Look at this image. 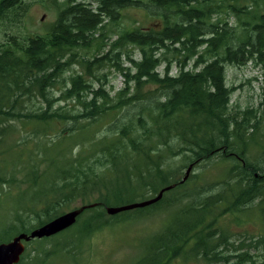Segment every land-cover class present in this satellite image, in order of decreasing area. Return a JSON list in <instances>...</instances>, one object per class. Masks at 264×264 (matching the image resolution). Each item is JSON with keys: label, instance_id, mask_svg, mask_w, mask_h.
<instances>
[{"label": "trees", "instance_id": "1", "mask_svg": "<svg viewBox=\"0 0 264 264\" xmlns=\"http://www.w3.org/2000/svg\"><path fill=\"white\" fill-rule=\"evenodd\" d=\"M260 2L264 4L96 0L92 7L67 0L46 34L22 36L4 22L26 10L24 1L0 0V156L12 149L7 138L20 126L31 133V138L22 135L24 141L42 146L34 150L21 143L13 160L22 178L9 175L0 163V187L7 194L12 186L17 188L16 205L0 223V243L30 232L76 201L82 206L95 203L73 226L40 238L47 242L59 235L61 241L53 242L52 250L33 248L18 264H48L51 255L73 251L96 231L167 210L169 220L153 234L156 243L151 249L158 258L152 264H167L180 254L228 264L234 254L220 246L232 237L226 228L218 233V217L246 213L256 197L264 201V165L245 159L247 140L264 129V108L233 110L235 87L226 79L228 64H264ZM128 8L146 10L161 25L119 27L122 11ZM232 16L235 24H230ZM109 23L115 26L116 38L107 53L84 56L81 49L94 41H99V49L104 45ZM128 44L140 49L141 58L123 53L130 61V66H123L120 49ZM112 54L113 65L126 76L125 86L114 95L93 69ZM180 57L184 59L178 72L170 74ZM75 64L80 71L73 69ZM214 156L232 160L231 180L223 182L220 192L213 191V183L186 189L195 177L191 173L183 180L187 168ZM169 185L173 187L151 205L107 213V206L151 198ZM219 207L221 212L213 214ZM236 255L239 263L256 264L248 252Z\"/></svg>", "mask_w": 264, "mask_h": 264}, {"label": "rangeland", "instance_id": "2", "mask_svg": "<svg viewBox=\"0 0 264 264\" xmlns=\"http://www.w3.org/2000/svg\"><path fill=\"white\" fill-rule=\"evenodd\" d=\"M23 1L26 10L20 9L17 13L14 12V16L4 22L5 25L10 26L13 32H17L22 36L46 34L57 19L59 10L64 7L63 3L67 2V0ZM76 1H83L91 4L92 7H96V0ZM260 3L264 5L263 2ZM122 13L123 16L119 21V27L128 29L142 27L143 29H149L150 27L157 28L161 25L158 19L151 16L149 12L146 13V10L128 8L123 10ZM229 21L230 24H235V16L230 17ZM114 29L115 26L112 23H109L106 26L104 32L107 35L104 39L105 41H103L104 45H102L100 49L98 48L99 41H94L89 48H83L80 52L84 54V56L87 55L90 58L95 55H97V57L105 55L110 48L111 43L116 38V35L113 32ZM2 36L3 35L0 33V39ZM120 51L122 52V56L120 55L119 61L123 66H130V61L127 55H123V53L128 52L129 56L136 60L141 58L140 49L131 44L120 49ZM109 57L110 58L103 59V64L96 63L93 65V69L96 70V74L100 78L99 82L102 81L107 83L106 88L111 92V95H114L117 90L125 86L126 76L124 72L119 71L113 65V54ZM183 59V57H180V61H178V59L173 61L170 74L175 75L178 72V65L182 63ZM192 64L193 61H190L189 67H191ZM72 67L77 71H80L81 69L79 64H75ZM163 68L164 64L159 67V70L162 71ZM226 79L230 86L235 87L231 100L233 110H245L247 108L256 107L264 108L261 105V101L264 100L263 63L249 61L243 66L228 64L226 67ZM94 80L96 79L94 78ZM95 88H97L96 83ZM90 98L91 96H89V99ZM69 102L64 101L63 104ZM28 132L29 131L23 130L21 126L20 129L17 128V131L7 138V142L12 149L8 151L6 148L5 154L0 156V163H5L8 174L11 176L16 173L18 178L23 177L22 174L19 173L20 165H14L13 160L16 154L22 150L20 146L21 143H25L23 144L25 147L29 146L34 150H36L35 148L38 149L42 147L33 144L31 141V143H28L23 140L22 137L24 136L31 138V133ZM263 133L264 129L259 130L258 133H255L253 138H249L245 150V159L257 163L258 165H264ZM3 157H6L8 160L3 162ZM231 166L232 160H225L222 159L221 156H214L209 161L207 160L191 170L186 178H189L191 173H194L195 177L190 180L188 179L189 182L186 189L193 190L197 187L213 183V191L220 192L219 189L222 187L221 185L223 182L226 183L231 180V178L228 177V171ZM6 186L7 188L5 189H8L9 186ZM16 189L15 186H12L10 188V193L7 194L6 191H4V188L0 187V223L6 221L5 217L8 218L9 212L16 205V203H14ZM258 201L259 203H257ZM81 206L82 202L76 201L64 212ZM221 207H219V209H214L213 214L221 212ZM170 216L171 214L168 210L159 211L149 218L135 219L133 221L117 223L106 227L103 230L96 231L87 238H84V240L74 247L73 251L69 253L66 252L67 254H65V252H60L51 255L48 264H152L154 259L158 258L155 256L156 251L151 249L156 243L153 234L162 229L164 226L163 223L168 221ZM216 227H220L218 233H220L222 228H226L228 230L227 233L232 237L231 241H224L220 246L225 250L226 254H229V251H232L234 254L228 264H245L244 262L239 263V259L236 257V254L241 252H248L253 256L256 264L264 263V201H261L259 197H256V201L249 205L246 213H228L222 217L219 216ZM51 238L52 239L47 242L40 238H33V240L25 243V258L33 248L47 247V249L52 250L53 242L58 243L60 236L58 235ZM241 244H243V246H241ZM167 264L211 263L202 256L193 258L184 257L183 254H180L176 256V258L170 260ZM213 264L221 263L213 262Z\"/></svg>", "mask_w": 264, "mask_h": 264}, {"label": "water", "instance_id": "3", "mask_svg": "<svg viewBox=\"0 0 264 264\" xmlns=\"http://www.w3.org/2000/svg\"><path fill=\"white\" fill-rule=\"evenodd\" d=\"M193 164H191L186 171V177L190 174ZM173 186L163 187L159 193L151 198L122 204L119 206H107V213L114 215L123 211L132 210L140 207H145L159 201L164 193L170 190ZM95 203L86 204L70 211L64 212L55 218L45 222L44 224L32 229L30 232H21L14 236L11 240L0 243V264H17L21 260V256L25 252V241H30L33 238H43L56 235L67 228L73 226L79 215L87 208L94 206Z\"/></svg>", "mask_w": 264, "mask_h": 264}, {"label": "flooded vegetation", "instance_id": "4", "mask_svg": "<svg viewBox=\"0 0 264 264\" xmlns=\"http://www.w3.org/2000/svg\"><path fill=\"white\" fill-rule=\"evenodd\" d=\"M18 263H19V262H18ZM18 263H17V264H18Z\"/></svg>", "mask_w": 264, "mask_h": 264}]
</instances>
